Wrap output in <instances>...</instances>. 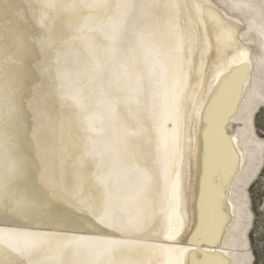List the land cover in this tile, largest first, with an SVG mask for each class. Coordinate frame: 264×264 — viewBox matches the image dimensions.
Segmentation results:
<instances>
[{
    "label": "bare ground",
    "instance_id": "1",
    "mask_svg": "<svg viewBox=\"0 0 264 264\" xmlns=\"http://www.w3.org/2000/svg\"><path fill=\"white\" fill-rule=\"evenodd\" d=\"M264 0H0V264H256Z\"/></svg>",
    "mask_w": 264,
    "mask_h": 264
},
{
    "label": "rangeland",
    "instance_id": "2",
    "mask_svg": "<svg viewBox=\"0 0 264 264\" xmlns=\"http://www.w3.org/2000/svg\"><path fill=\"white\" fill-rule=\"evenodd\" d=\"M257 127L259 134L264 137V112L259 114ZM251 196L256 218L250 237L256 256V264H264V167L259 182L251 187Z\"/></svg>",
    "mask_w": 264,
    "mask_h": 264
},
{
    "label": "snow or ice",
    "instance_id": "3",
    "mask_svg": "<svg viewBox=\"0 0 264 264\" xmlns=\"http://www.w3.org/2000/svg\"><path fill=\"white\" fill-rule=\"evenodd\" d=\"M262 112H264V109H261ZM192 264H216L215 261H198L195 258H193ZM220 264H226V262H220Z\"/></svg>",
    "mask_w": 264,
    "mask_h": 264
}]
</instances>
